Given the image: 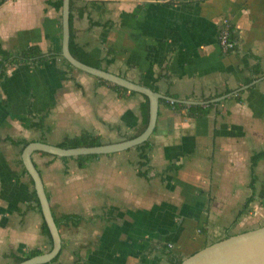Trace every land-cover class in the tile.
I'll return each instance as SVG.
<instances>
[{
	"label": "crops",
	"instance_id": "obj_1",
	"mask_svg": "<svg viewBox=\"0 0 264 264\" xmlns=\"http://www.w3.org/2000/svg\"><path fill=\"white\" fill-rule=\"evenodd\" d=\"M75 1V39L108 70L173 98L220 100L187 116L161 99L146 176L136 147L87 159L34 151L53 213L83 217L59 225L61 253L47 264H170L168 250L184 259L264 225V158L255 197L234 222L252 194L251 157L264 149V0ZM222 16L232 21L233 50L218 41ZM34 43L61 52V10L49 0H4L0 44ZM0 93V264H10L11 252L50 248L15 141L58 144L83 129L126 139L145 96L119 94L58 56L10 66Z\"/></svg>",
	"mask_w": 264,
	"mask_h": 264
},
{
	"label": "water",
	"instance_id": "obj_2",
	"mask_svg": "<svg viewBox=\"0 0 264 264\" xmlns=\"http://www.w3.org/2000/svg\"><path fill=\"white\" fill-rule=\"evenodd\" d=\"M70 0H63L62 15V50L65 57L74 67L133 90L149 97V122L147 127L138 135L119 141L103 142L96 145L63 147L58 144L33 140L22 150L23 163L34 181V188L40 201L43 217L52 236V247L42 253L25 258L17 264H42L51 261L58 255L62 247V236L55 220L48 194L40 170L36 166L32 154L36 150L45 151L59 156H77L85 154H106L133 148L149 139L158 126L160 101L167 98L172 101L187 104H209L220 100L178 99L165 95L152 87L133 81L126 76L112 72L104 67H97L78 59L70 49ZM178 264H264V225L232 234L219 241L211 243L184 258Z\"/></svg>",
	"mask_w": 264,
	"mask_h": 264
},
{
	"label": "trees",
	"instance_id": "obj_3",
	"mask_svg": "<svg viewBox=\"0 0 264 264\" xmlns=\"http://www.w3.org/2000/svg\"><path fill=\"white\" fill-rule=\"evenodd\" d=\"M4 2V0H0V4ZM49 3L52 4L53 6L56 7L57 10H62V5H63V0H49ZM76 1L75 0H70V9L71 11L73 10L75 6ZM75 34L76 30L74 29L72 25V17H71V12H70V49L71 52L76 56L78 59L82 60L83 62H86L88 64H91L93 66L97 67H104V60L105 57L98 58L91 54L89 51H87L83 46H81L75 39ZM110 52L114 51V49H110ZM58 56L60 59L67 65V67L70 70H75L77 69L78 71H82L76 67H74L65 57L61 55L60 51H57L53 49L52 47H49L47 50H43L39 44H30L27 47L23 49H8L3 47L2 44H0V79H2L6 73L7 70L10 66L20 64V63H38L42 61H46L47 59ZM84 72V71H82ZM103 83H106L116 89L118 93L120 94L121 92H127L130 91L132 93H136V91L129 90L125 87H122L120 85L111 83L107 80L99 78ZM145 100L141 103V111H142V121L138 128L134 130L132 133H128L124 136V138H132L138 134H140L148 125L149 122V97L145 94ZM2 98L1 93H0V99ZM2 100V99H1ZM169 104L174 107L176 110L184 113L187 116H203L206 115L210 110L211 107L214 106L216 103H209L207 105H202V104H187L184 102H177V101H171L168 100ZM16 143H22V149L27 145L30 141L27 139H22L20 141H15ZM103 142H106L103 136L100 133H97L93 130L89 129H83L79 134L75 135H69L66 134L63 139L58 143V145L63 146V147H74V146H83V145H96V144H101ZM136 149L139 150L140 152V167L142 166L145 167V171H141L140 174L145 175L147 174V169L150 168L149 163L151 160V151L153 149V143L151 141V137L144 141L143 143L135 146ZM45 152V151H43ZM99 154H85V155H77V156H71V157H76V158H83L87 159L89 157L93 156H98ZM63 158H67V156H62ZM264 158V149L258 150L253 153L251 157V165H252V180H251V188H252V194L248 196L242 206L240 208L234 222L238 221L239 217L244 214L249 207L250 202L254 199L255 197V191H256V186H255V181L257 179V176L255 174V166L258 164L259 160ZM22 160V159H21ZM84 163L80 162V165H83ZM24 169L26 172L27 169L25 165L23 164ZM31 182L34 183L31 175H30ZM33 196L36 200L37 204V210L42 214V209L40 205L39 198L37 196L35 188H33ZM54 214V213H53ZM43 217V214H42ZM55 220L57 222V225L61 223H66V224H73V225H78L80 222L83 220V217L81 215H77L76 213H63L61 216H57L54 214ZM41 229L44 234H46L49 239H50V248L52 247V236L49 230V227L43 217L42 219V224H41ZM49 248V249H50ZM46 251L43 248L40 247H33L29 248L21 253H16V252H11L8 254L9 257L13 258V262L10 264H17L24 260L25 258H28L30 256H33L35 254H39ZM61 253H58L56 257H54L51 261L57 260L59 255ZM167 256L170 260V264H178L180 263L183 258L180 256H175L172 254L170 250L167 251ZM49 261V262H51ZM47 262V263H49ZM47 263H42V264H47Z\"/></svg>",
	"mask_w": 264,
	"mask_h": 264
},
{
	"label": "built area",
	"instance_id": "obj_4",
	"mask_svg": "<svg viewBox=\"0 0 264 264\" xmlns=\"http://www.w3.org/2000/svg\"><path fill=\"white\" fill-rule=\"evenodd\" d=\"M218 41L225 50H233L237 46V41L233 36V25L229 16H222L219 21Z\"/></svg>",
	"mask_w": 264,
	"mask_h": 264
},
{
	"label": "rangeland",
	"instance_id": "obj_5",
	"mask_svg": "<svg viewBox=\"0 0 264 264\" xmlns=\"http://www.w3.org/2000/svg\"><path fill=\"white\" fill-rule=\"evenodd\" d=\"M246 190H247V188H246ZM261 221H264V220H261ZM259 223H261V222H257L256 224H259ZM43 249L48 250L49 248L46 246V247H43Z\"/></svg>",
	"mask_w": 264,
	"mask_h": 264
}]
</instances>
